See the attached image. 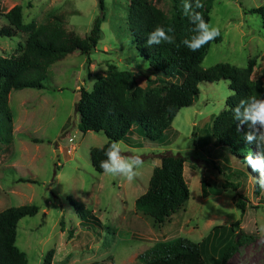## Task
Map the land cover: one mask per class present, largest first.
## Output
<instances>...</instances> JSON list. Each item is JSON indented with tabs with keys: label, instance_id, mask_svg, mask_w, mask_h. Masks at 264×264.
<instances>
[{
	"label": "rangeland",
	"instance_id": "1",
	"mask_svg": "<svg viewBox=\"0 0 264 264\" xmlns=\"http://www.w3.org/2000/svg\"><path fill=\"white\" fill-rule=\"evenodd\" d=\"M150 2L172 17L174 0ZM209 2L210 23L219 28L221 39L213 41L203 68L228 63L251 69L252 79L264 89V24L252 13L264 0ZM105 3L102 37L90 64L86 55L74 53L50 68L44 90L14 91L10 96L14 126L12 139L0 143V213L27 205L40 210L19 223L18 248L28 264H42L50 253L54 264H141L140 255L156 245L179 238L202 243L217 227L230 229L238 222L234 233L219 232L206 244L207 263L221 264L220 251L240 236L238 241L243 243L228 264H264V191L255 181L260 172L220 145L213 134L215 120L228 109L233 95L231 82L202 83L199 98L181 110L163 140L152 141L135 132L122 141L123 155L140 154L143 159L133 180L95 171L91 151L108 140L103 133L85 134L79 129L75 108L80 90L92 91L97 79L116 67L136 73L141 89L165 95L159 85L147 81L155 76L141 61L127 23L129 0ZM18 5L25 24L41 25L59 17L68 31L81 38L90 34L101 15L99 0H0V31L9 27L5 15ZM27 40L20 32L13 38L0 37V55L20 56ZM174 81L182 83L183 75ZM166 153L185 158L191 197L160 224L139 212L136 201L147 192L154 169L161 165L160 155ZM203 181L208 198L202 195ZM240 197L245 213L234 202ZM81 204L90 212L85 219Z\"/></svg>",
	"mask_w": 264,
	"mask_h": 264
},
{
	"label": "trees",
	"instance_id": "2",
	"mask_svg": "<svg viewBox=\"0 0 264 264\" xmlns=\"http://www.w3.org/2000/svg\"><path fill=\"white\" fill-rule=\"evenodd\" d=\"M208 1L200 0L202 7L195 10L210 22L211 4ZM129 2L127 23L141 61L147 63L151 74L155 76L154 80L149 78L147 81L154 86L159 85L160 93L165 95L141 89L134 77L136 73L120 71L116 67H110L107 77L98 78L92 91L85 88L80 90L81 97L75 108L79 116V129L85 134L103 133L108 140L102 148L91 151L95 171L104 173L100 162L106 159L104 152L111 142L126 141L135 132L152 141L163 140L181 110L193 106L199 98L202 83L226 80L231 82L233 95L227 101L228 109L214 122V137L220 145L227 146L234 155L244 160L249 155H258V145L244 139L249 128L234 121L232 113V109L242 99L254 95L264 96L260 83L252 79L253 71L239 69L228 63L218 64L208 70L203 68L213 41L196 52L183 45L182 41L193 34V25L183 14V0H174L172 17H168L150 0ZM99 7L101 15L94 21L90 34L85 38L68 31L59 17L51 18L41 25L25 24L23 8L19 5L5 15L9 27L0 31V37L13 38L15 33L20 32L27 35L28 40L20 56L6 58L0 55V143L12 139L13 135L14 114L10 106L12 92L44 90L50 68L74 53L86 55L90 64V57L102 37V24L106 19L105 0H99ZM252 13L258 15L264 24V5L254 9ZM157 26L165 29L172 27L175 42L148 47V33ZM182 75V83L174 81L182 78ZM160 160L161 165L154 169L149 188L137 199L136 207L139 212L162 224L189 202L191 192L185 178V158L166 153L160 155ZM202 191L203 197L208 198L205 181L202 182ZM243 200V197L235 198L234 202L245 213ZM81 207V216L85 219L90 212L83 204ZM39 211V207L27 205L9 208L0 213V264H28L26 254L17 246L18 225L26 217H35ZM239 225L237 222L230 229L219 226L202 243H194L185 238L161 243L140 255L139 260L141 264H208L204 256L206 244L212 242L211 239L219 232L226 233L230 230L234 233ZM238 239L239 237L235 238L234 243L220 251L221 264H228L240 244L242 245L243 239L241 242ZM42 264H54L53 254H48Z\"/></svg>",
	"mask_w": 264,
	"mask_h": 264
},
{
	"label": "clouds",
	"instance_id": "3",
	"mask_svg": "<svg viewBox=\"0 0 264 264\" xmlns=\"http://www.w3.org/2000/svg\"><path fill=\"white\" fill-rule=\"evenodd\" d=\"M200 7H202L200 0H183V14L193 25L191 29L193 34L185 38L182 43L192 52H196L220 35L219 28L206 21L203 15L195 10ZM173 32L172 27L165 29L157 26L148 33L146 44L148 47L173 44L175 42ZM232 113L234 121H239L240 125H247L249 128L244 139L248 143H256L260 149L256 159L249 155L245 160L246 166L251 165L253 169L259 170L260 176L255 181L258 188L264 191V96L254 95L242 99L232 109ZM124 152L125 146L122 142H111L104 152L106 159L100 162V168L110 176L123 177L131 181L138 175V170L143 166V159L140 154L123 155Z\"/></svg>",
	"mask_w": 264,
	"mask_h": 264
},
{
	"label": "water",
	"instance_id": "4",
	"mask_svg": "<svg viewBox=\"0 0 264 264\" xmlns=\"http://www.w3.org/2000/svg\"><path fill=\"white\" fill-rule=\"evenodd\" d=\"M56 155H57V159H56V163H58L59 159H60V151H57L56 152ZM57 165V164H56ZM240 238V236H239Z\"/></svg>",
	"mask_w": 264,
	"mask_h": 264
}]
</instances>
